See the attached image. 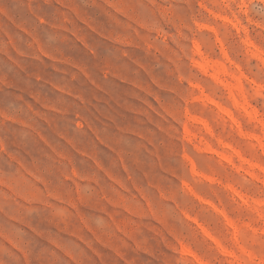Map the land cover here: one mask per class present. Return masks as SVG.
I'll list each match as a JSON object with an SVG mask.
<instances>
[{
	"label": "rangeland",
	"instance_id": "374dc122",
	"mask_svg": "<svg viewBox=\"0 0 264 264\" xmlns=\"http://www.w3.org/2000/svg\"><path fill=\"white\" fill-rule=\"evenodd\" d=\"M111 6L121 20L110 21L108 26L79 17L75 8L71 11L90 32L122 49L120 58L126 63L104 57L100 67L105 77L111 76L127 86L129 90L122 93L123 100L92 80L86 65L72 56H65L59 49L57 56H45L51 61V71L67 80H54L38 65L30 62L23 65L19 59L9 57L11 48L21 59L25 58L17 44L26 42L27 28L33 25L35 15L48 10L43 0H0V55L9 57V62L0 57V84L27 93L40 108V111L33 109L35 117L73 148L76 137L65 135L67 130L60 129L58 117L72 115L75 129L87 128L93 135L97 134L88 118L79 112L72 113V106L61 98L68 96L83 103V93L72 86L80 76L124 113L133 118L142 117L144 122L162 132L168 143L160 141L159 148L172 154L175 143H179L188 179L181 177L178 183L182 192L170 189L167 199L178 207L180 197L186 192L198 205L197 210L204 214L206 222L199 216L188 217L182 213L198 233L199 252L177 239L172 231L169 236L173 243L164 241L165 246L174 253L179 249L178 254L190 259L192 264L197 263L192 257L183 255L182 249L192 251L205 264H242L249 259V253L255 255L264 244V91L259 87L264 72V37L260 29L255 23L241 21L239 7L233 10L231 4L222 5L221 0H115ZM64 20L72 25L66 17ZM63 30L70 31L75 40L95 56V47L75 25ZM58 64L63 67H56ZM9 73L14 80L8 79ZM15 78L22 80L19 81L22 88L16 87ZM30 80L47 85L60 95L51 96L39 89L34 91ZM15 89L10 90L12 95H16ZM201 94L228 111L239 128L216 107L203 102ZM92 99L97 103H109L95 94ZM243 105H248L255 113L253 120L242 110ZM19 111L14 110L15 113ZM120 118L128 120L124 115ZM16 128H27L35 139L17 132ZM123 130L132 131L130 128ZM146 131L147 135L134 134L158 156L159 148L152 133ZM9 137L15 152L7 153L9 163L0 166V201L20 198L27 205L23 209L26 216L35 215L37 229L46 231L49 225L42 209H49V220L63 218L64 213L62 209L52 210L39 192L50 185L54 165L64 158V153L58 152V146L53 145L35 124L18 119L15 114L0 116V141L7 142ZM117 143L125 144L124 141ZM78 154L88 155L97 167H101L95 150L91 154L83 151ZM117 156L119 158L120 153ZM121 169L126 170L122 160ZM113 181L123 191H129L119 179L113 177ZM132 191L147 203L142 188L133 183ZM52 198L62 202L49 193V199ZM109 203L119 209L115 215L109 214L114 231L106 233L103 240L96 238L103 247L99 250L107 258V264H148L142 257L154 256V252L144 233H156L145 225L147 218L138 209L135 198L119 195ZM68 206L75 209L70 201ZM222 212L231 227L226 224ZM150 215L153 221L162 224L161 217L170 215V211L150 209ZM80 219L88 224L83 216ZM94 223L99 230L105 228L101 220ZM198 225L210 233L216 244L205 237ZM38 234L53 246L66 250L67 246L51 234ZM31 243L38 252L47 255L45 240L35 237ZM92 251L101 258L95 249Z\"/></svg>",
	"mask_w": 264,
	"mask_h": 264
},
{
	"label": "clouds",
	"instance_id": "9594fccd",
	"mask_svg": "<svg viewBox=\"0 0 264 264\" xmlns=\"http://www.w3.org/2000/svg\"><path fill=\"white\" fill-rule=\"evenodd\" d=\"M43 2L48 10L35 15L33 25L27 28L29 35H26V42L17 44L20 52L25 54V58L21 59L11 48L8 50L9 57L19 59L23 65L25 62L38 65L54 80H67V77L62 78L58 73L51 71V61L47 58L57 56L56 50L59 49L65 56H72L86 65L92 80L123 100L122 93L129 90L127 86L111 76L105 77L100 67L104 57L126 63L120 58L122 49L90 32L79 18L83 17L96 24L103 22L106 26L110 21H119L121 17L113 11L111 6L115 0H86L85 3L81 0H43ZM221 4H231L233 10L239 7L241 11L238 14L241 21L255 23V27L260 29V35L264 37V0H221ZM73 8L78 11L79 17L73 14L71 11ZM65 17L72 21V25H75L82 35L88 37V43L96 49L95 56L82 47L70 31L63 30L72 27L65 23ZM0 57L6 58L9 62V57L5 55ZM10 65L13 66L11 63ZM56 67L63 66L58 64ZM13 68L16 69L14 66ZM8 79L14 80L11 73L8 74ZM19 81L22 80L15 78L16 87L22 88L23 84ZM29 82L34 91L39 89L51 96L60 95L53 92L47 85L37 83L35 80ZM72 86L83 93V103L68 96L61 98L72 106V113L79 112L82 117L86 116L97 131V134L93 135L87 128L75 129V120L72 115L63 119L58 117L60 129L67 130L65 135L68 138L76 137L75 148L67 144L64 139H58L49 127L35 117L33 109L40 111V108L27 93L19 92L6 84H0V116L15 114L18 119L35 124L53 145L58 146L57 151L64 153V158L56 161L54 165L55 171L50 178V185L39 192L40 198L45 200L52 210H63V218L53 217L49 220V209H42L49 227L46 231L38 230L35 224L36 216H26L23 209L27 205L20 198L14 197L7 201H0V264H107V258L99 250L103 247L97 243L96 238L100 237L103 240L106 233L114 231L109 214L115 215L119 209L111 207L109 201L116 200L119 195L135 198L138 209L147 218L145 225L156 233L153 234V231L144 233L154 252V256L143 255L142 258L147 259L148 264H192L190 259L178 254L179 249L174 253L164 243V241L168 244L173 243L169 236V231H172L177 239L199 252L201 246L198 233L182 213H186L188 217L199 216L202 222H206L204 214L197 210L198 205L186 192L180 197L178 207L167 199L170 189L182 192L178 183L181 177L188 179L186 167L181 159L179 143H175L173 153L169 154L165 148H159L160 141L168 143L167 137L144 122L142 117L133 118L128 113H124L122 108L109 100L107 96L96 92L83 76H80ZM259 87L261 91H264V72L261 73ZM12 89H15L16 95L11 94ZM93 94L101 97L102 100H109V103H97L92 99ZM17 109L20 110L19 113L14 112ZM120 115L128 117V120H121ZM8 127L11 128L12 125ZM124 128H130L132 131H124ZM15 130L26 133L31 140L35 139L27 128ZM146 130H150L156 147L159 148L158 156L134 134L140 132L147 135ZM117 141H124L125 144H118ZM37 146L43 147V145ZM93 150L101 167H97L88 155L78 154L79 151L91 154ZM9 152H15L11 147V137L7 142L0 141V166H6L9 163L7 155ZM117 153H120L119 158ZM121 160L126 165V170L121 169ZM113 177L119 179L129 191H123L113 181ZM133 183L144 190L147 203L139 199L132 191ZM49 193L59 197L62 202L58 203L55 198L49 199ZM69 201L75 205V209L68 206ZM159 208L170 211V215L161 217L162 224H157L150 215V209ZM81 216L88 220L87 225L81 221ZM95 220L103 221L105 228L97 229ZM38 233L51 234L60 244L67 246L66 250L53 246ZM69 233L76 235H69ZM35 237L45 240L48 248L47 255H42L32 246L31 241ZM92 249H95L101 258H98ZM248 255L249 259L242 264H264V244L255 255L252 253Z\"/></svg>",
	"mask_w": 264,
	"mask_h": 264
},
{
	"label": "bare ground",
	"instance_id": "6f19581e",
	"mask_svg": "<svg viewBox=\"0 0 264 264\" xmlns=\"http://www.w3.org/2000/svg\"><path fill=\"white\" fill-rule=\"evenodd\" d=\"M196 48V47H195ZM198 50V49H197ZM199 54V53H198ZM200 68V67H199ZM201 69V68H200ZM201 70H203V69H201ZM213 78H214V76H213ZM215 79V78H214ZM217 80V79H216ZM202 92V91H201ZM202 95V97H201V99H202V101L203 102H205V103H207V104H210V105H212V106H214V107H216V109L218 110V112H220L221 114H223V115H225L232 123H233V125L236 127V128H239V124L234 120V118L232 117V115L228 112V111H226L222 106H220V105H218L217 103H215L214 101H212L207 95H205V94H201ZM242 110L247 114V116H249L250 118H251V120H253L254 119V117H255V113L252 111V110H250L249 109V106L248 105H243L242 106ZM248 117V118H249ZM249 118V119H250ZM253 118V119H252ZM193 120V119H192ZM195 121V120H194ZM202 125V124H201ZM238 130V129H237ZM186 131H187V129H186ZM185 135L186 134H188V132H185L184 133ZM187 136V135H186ZM222 144V143H221ZM210 151V150H209ZM212 152V151H211ZM237 154V153H236ZM239 155V154H238ZM237 157V156H236ZM189 191V190H188ZM190 191H192V190H190ZM192 193V192H191ZM244 199V198H243ZM245 200V199H244ZM245 202V201H244ZM222 214V216H223V212L221 213ZM224 218H225V220H226V224H228V226H232V224H231V222L225 217V216H223ZM199 227H200V229H201V231H202V233L205 235V237H207L208 239H210V240H212L213 242H214V238L210 235V233H208L203 227H201L200 225H198ZM216 242V241H215ZM214 242V243H215ZM216 244V243H215ZM218 244V243H217ZM182 254L183 255H186V256H190V257H192L195 261H196V263L197 264H201V260L198 258V256H196L192 251H190V250H188V249H186V248H184V249H182ZM203 264H205L204 262H203Z\"/></svg>",
	"mask_w": 264,
	"mask_h": 264
}]
</instances>
